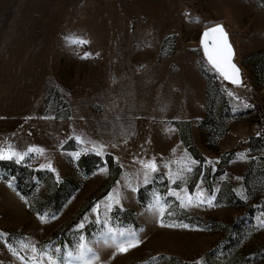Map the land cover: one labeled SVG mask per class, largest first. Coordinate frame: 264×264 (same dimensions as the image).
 I'll return each mask as SVG.
<instances>
[{
    "label": "rangeland",
    "instance_id": "374dc122",
    "mask_svg": "<svg viewBox=\"0 0 264 264\" xmlns=\"http://www.w3.org/2000/svg\"><path fill=\"white\" fill-rule=\"evenodd\" d=\"M217 24L239 85L205 55L202 33ZM9 147L25 155L0 160V264H24L9 243L64 257L81 235L97 264H264V0H0ZM114 189L111 226L141 240L123 254L97 242ZM185 193L194 203L181 207Z\"/></svg>",
    "mask_w": 264,
    "mask_h": 264
},
{
    "label": "snow or ice",
    "instance_id": "6c2138e0",
    "mask_svg": "<svg viewBox=\"0 0 264 264\" xmlns=\"http://www.w3.org/2000/svg\"><path fill=\"white\" fill-rule=\"evenodd\" d=\"M209 41H211V45H209ZM71 42L74 44L88 43V41L81 40L79 38H74ZM202 44L204 46L205 55L207 56L208 62L211 65V69H215L217 72H219L221 76H223L225 80L230 81L232 84H241L242 82L240 80L239 69L232 62L234 52L231 44L229 43L228 34L224 30V27L219 24L213 27H209L203 33ZM88 55L90 54L85 53L84 58H87ZM229 95H232V93L229 92ZM102 148L103 146L101 145L98 149H96L97 154H100ZM32 151H39L41 153L43 152L42 149H28V152ZM24 155L25 154L13 151L11 147H9L7 150L0 149V160H11L15 158L16 161L19 162L24 158ZM75 155L78 157L79 153ZM239 158L245 159L244 154H240ZM143 166L146 170L144 172V182L147 183L149 180L150 173L157 171V166L154 160L144 163ZM48 167H50V165H48ZM188 170L191 171L190 168ZM101 171H106V169H101ZM125 186L132 187L130 183L126 184ZM132 190L135 191L136 189L132 188ZM203 197L204 193L202 191L196 194V206H199V204L205 202ZM122 198V193L119 191V189H114L113 193L110 194L104 204L103 221L99 219V216H97L96 220L97 223H103L105 225V229L100 233V237L97 242H102L103 244L109 247H114L116 250L115 254L127 253L129 250L138 247L141 243V240L135 231L131 229H121L119 227L114 228L110 224V218L108 216V213L113 209V207L121 204ZM178 198L180 197L178 196ZM211 202V198H209L207 200V203L211 205ZM193 203V197L185 193L184 198L181 200V207H188L190 205H193ZM151 208L154 213L158 212L161 217H163V215L165 214V206L162 203L160 197H154V202L151 205ZM93 211L98 213L99 205H97L96 208L93 209ZM169 215H171V213H169ZM85 219L87 220V217H85ZM40 220L42 223L47 222V218L45 216H40ZM161 226L185 228L188 227V225H165L163 222L161 223ZM261 226H264V222L261 223ZM83 227V224L79 225V228L82 229ZM5 236L6 234L0 233V240H4ZM8 248L14 256H16L21 261H24V264H44L45 259L47 260V264H97V262L99 261V256L96 254L93 247L90 246L89 242L83 235L79 236L78 242L76 243L74 250L67 251L64 257L50 254L43 248H37L34 244H21V250H30L31 256H21L19 252L10 243L8 244ZM60 252V248L55 249L56 254H59ZM151 259L153 261H157L160 258L152 257ZM197 264H200V262H197Z\"/></svg>",
    "mask_w": 264,
    "mask_h": 264
},
{
    "label": "water",
    "instance_id": "95a60500",
    "mask_svg": "<svg viewBox=\"0 0 264 264\" xmlns=\"http://www.w3.org/2000/svg\"><path fill=\"white\" fill-rule=\"evenodd\" d=\"M213 26H215V25H213ZM213 26H210V27H213ZM209 28V27H208ZM208 28H206L204 31H203V33L208 29ZM203 33H202V38H203ZM209 45H211V41H209ZM228 81V80H227Z\"/></svg>",
    "mask_w": 264,
    "mask_h": 264
}]
</instances>
